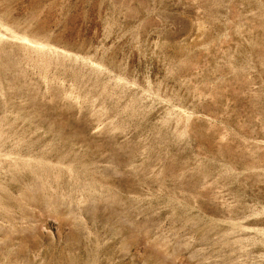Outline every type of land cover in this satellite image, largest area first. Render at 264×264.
<instances>
[{
    "label": "rangeland",
    "instance_id": "obj_1",
    "mask_svg": "<svg viewBox=\"0 0 264 264\" xmlns=\"http://www.w3.org/2000/svg\"><path fill=\"white\" fill-rule=\"evenodd\" d=\"M0 264H264V0H0Z\"/></svg>",
    "mask_w": 264,
    "mask_h": 264
}]
</instances>
